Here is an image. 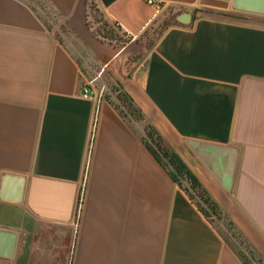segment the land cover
<instances>
[{
	"label": "crops",
	"instance_id": "obj_1",
	"mask_svg": "<svg viewBox=\"0 0 264 264\" xmlns=\"http://www.w3.org/2000/svg\"><path fill=\"white\" fill-rule=\"evenodd\" d=\"M94 1L122 47L88 0H0V232L15 236L0 264H246L149 150V123L264 264V0Z\"/></svg>",
	"mask_w": 264,
	"mask_h": 264
},
{
	"label": "trees",
	"instance_id": "obj_2",
	"mask_svg": "<svg viewBox=\"0 0 264 264\" xmlns=\"http://www.w3.org/2000/svg\"><path fill=\"white\" fill-rule=\"evenodd\" d=\"M107 26L110 28L107 30L105 28V33L101 34V37L106 40L117 39L118 29L109 23ZM106 97L111 101L110 95H106ZM118 98L121 99L123 104L128 106L126 110L124 108L122 110L120 108L121 106H118L115 103L117 108L121 110V113L124 117L130 116L135 120L145 119L141 110L136 107L133 99L127 93H119ZM144 141L155 158L165 167L173 180L189 195L190 199L197 205L199 210L209 221H212L213 218H215L218 221L225 220L228 223L232 238L239 241V253L244 259L245 263L262 264V262L255 257L254 253L250 251L249 246L245 243L241 235L235 230L234 224L229 221L220 205L203 186L199 178L192 172V170L179 156V154H177L171 147L166 144L163 137L150 123L146 127V136L144 138ZM242 245H245V247L247 248V255L243 253Z\"/></svg>",
	"mask_w": 264,
	"mask_h": 264
},
{
	"label": "rangeland",
	"instance_id": "obj_3",
	"mask_svg": "<svg viewBox=\"0 0 264 264\" xmlns=\"http://www.w3.org/2000/svg\"><path fill=\"white\" fill-rule=\"evenodd\" d=\"M88 4H89V11H90V20H89V24L90 26L94 29L95 34H97L98 36H101V34H104L105 31L104 29L106 28L109 29L110 27H108V22L104 20L102 13L100 12L96 2L94 0H88ZM40 8L44 14V16H46L47 19V23L49 26L51 27H56L58 25V21L57 18L52 14L51 10L45 6L44 3H42V1L39 3ZM49 21V22H48ZM171 21H173V18L168 17L165 21H164V26L167 23H170ZM106 26V27H105ZM162 27L159 26V28L157 27V29L154 31L153 35L149 36V38L146 40L145 44L146 46H150L151 44H153V42L155 41L156 37L160 34ZM57 32V35H62L63 32L66 31V27L61 24H59V26L57 27V29H55ZM117 39L114 40H106L109 42L114 43L115 45L122 47L125 44V39L122 37V35L117 31ZM107 82V80H106ZM108 83V82H107ZM111 88H116L117 86L115 85H109ZM117 89V88H116ZM119 94L116 95L115 97V103L118 106H121L120 108L123 110V108L126 110L127 109V105L123 104V102L121 101V99L118 98ZM125 105V106H124ZM211 224L213 225V227L215 229H217V231H219L221 233V235L223 236V238L226 240V242L228 244H230L232 247H234L235 249H237L240 252V248H239V241H237L236 239L232 238L231 236V232L229 230V226L228 223L225 220L222 221H218L215 218H213L212 221H210ZM247 248L245 247V245H242V251L243 253H245V255L248 254Z\"/></svg>",
	"mask_w": 264,
	"mask_h": 264
},
{
	"label": "water",
	"instance_id": "obj_4",
	"mask_svg": "<svg viewBox=\"0 0 264 264\" xmlns=\"http://www.w3.org/2000/svg\"><path fill=\"white\" fill-rule=\"evenodd\" d=\"M15 243V236L12 233L0 232V256L10 257Z\"/></svg>",
	"mask_w": 264,
	"mask_h": 264
},
{
	"label": "built area",
	"instance_id": "obj_5",
	"mask_svg": "<svg viewBox=\"0 0 264 264\" xmlns=\"http://www.w3.org/2000/svg\"><path fill=\"white\" fill-rule=\"evenodd\" d=\"M146 1L149 5L154 6L156 8V14H160L162 10H164V4L160 0H144ZM84 97L87 98L89 95V91L87 89L84 90Z\"/></svg>",
	"mask_w": 264,
	"mask_h": 264
}]
</instances>
